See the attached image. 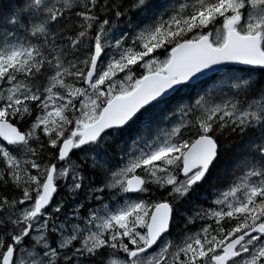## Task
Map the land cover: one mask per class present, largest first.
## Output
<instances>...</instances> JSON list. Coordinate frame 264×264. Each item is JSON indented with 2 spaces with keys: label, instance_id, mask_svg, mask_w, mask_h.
<instances>
[{
  "label": "snow or ice",
  "instance_id": "obj_1",
  "mask_svg": "<svg viewBox=\"0 0 264 264\" xmlns=\"http://www.w3.org/2000/svg\"><path fill=\"white\" fill-rule=\"evenodd\" d=\"M0 264H264V0L0 4Z\"/></svg>",
  "mask_w": 264,
  "mask_h": 264
},
{
  "label": "trees",
  "instance_id": "obj_2",
  "mask_svg": "<svg viewBox=\"0 0 264 264\" xmlns=\"http://www.w3.org/2000/svg\"><path fill=\"white\" fill-rule=\"evenodd\" d=\"M7 0H0V4H5Z\"/></svg>",
  "mask_w": 264,
  "mask_h": 264
}]
</instances>
